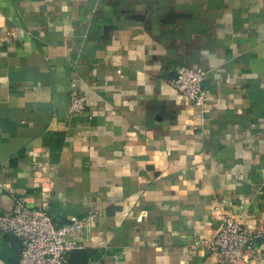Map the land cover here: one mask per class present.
Instances as JSON below:
<instances>
[{
	"label": "crops",
	"instance_id": "obj_1",
	"mask_svg": "<svg viewBox=\"0 0 264 264\" xmlns=\"http://www.w3.org/2000/svg\"><path fill=\"white\" fill-rule=\"evenodd\" d=\"M16 199L80 221L87 264H217L191 246L224 216L263 233L235 264H264V0H0V214Z\"/></svg>",
	"mask_w": 264,
	"mask_h": 264
},
{
	"label": "built area",
	"instance_id": "obj_2",
	"mask_svg": "<svg viewBox=\"0 0 264 264\" xmlns=\"http://www.w3.org/2000/svg\"><path fill=\"white\" fill-rule=\"evenodd\" d=\"M204 75L202 70L179 67L170 85L191 104L203 107L206 104ZM85 102V97L73 88L69 114L82 113ZM81 227V222L77 220H72L70 225L57 227L47 209H29L20 199L14 201L9 212L0 214V237L9 234L16 237L21 244L16 264H68V253L74 247L66 243L64 238ZM262 235V232L252 234L232 218L224 216L220 229L210 238L194 243L191 249L205 250L215 257L217 264L222 261L235 264L248 256L256 238Z\"/></svg>",
	"mask_w": 264,
	"mask_h": 264
},
{
	"label": "water",
	"instance_id": "obj_3",
	"mask_svg": "<svg viewBox=\"0 0 264 264\" xmlns=\"http://www.w3.org/2000/svg\"><path fill=\"white\" fill-rule=\"evenodd\" d=\"M3 239L5 242L9 243L12 250L13 255L9 258V261L12 264H16L21 252V244L20 241L12 236V235H4ZM69 261L73 264H87V258L90 255L89 251L82 249H73L69 253Z\"/></svg>",
	"mask_w": 264,
	"mask_h": 264
}]
</instances>
